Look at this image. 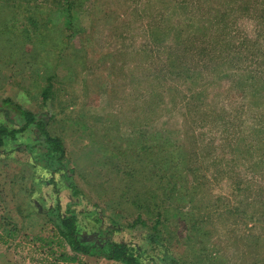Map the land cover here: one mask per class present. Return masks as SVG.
<instances>
[{"label": "rangeland", "instance_id": "obj_1", "mask_svg": "<svg viewBox=\"0 0 264 264\" xmlns=\"http://www.w3.org/2000/svg\"><path fill=\"white\" fill-rule=\"evenodd\" d=\"M45 3L40 11L51 8ZM75 9L70 32L60 10L51 21L80 56L53 68V60L36 64V46L28 42L0 52V99L38 113L62 137L64 171L81 193L72 195L61 172L55 179L62 208L71 203L79 214V237L133 245L144 264H181L193 218L207 262L264 264V0H84ZM49 77L53 89L42 100ZM0 123L13 125L6 110ZM47 151L36 129L6 137L0 147V215L23 196L19 187L30 188L26 201L42 237L50 227L45 211L54 204L45 184L54 169L44 167ZM130 166L134 172L142 166L145 179L128 177ZM170 182L187 196L175 188L170 201ZM136 192L146 197L142 202L168 208L163 245L150 240L147 213L146 224L134 223L141 212ZM176 206L191 215H179ZM19 231L18 242L27 234ZM0 263L18 261L3 249Z\"/></svg>", "mask_w": 264, "mask_h": 264}, {"label": "trees", "instance_id": "obj_2", "mask_svg": "<svg viewBox=\"0 0 264 264\" xmlns=\"http://www.w3.org/2000/svg\"><path fill=\"white\" fill-rule=\"evenodd\" d=\"M45 2H48L51 8H48L47 11H40L41 5L43 3L47 4ZM83 2L84 0H41L39 2V9L36 10V0H0V52L4 53L7 49L11 50L23 41L36 46V57L42 60L40 63L37 60L38 58H36V64L39 66L49 65L53 60V62H55L53 68H55L61 63L65 64L69 60V55H74L78 58L82 50L74 46H70L68 50V34L63 35V31L70 32L73 29L72 18L77 11L75 8L81 7ZM4 9H7L6 11H8V14L7 12L5 13ZM55 10H60L62 13V25H64V30L58 27L60 25H55L51 21ZM49 22H51L53 26H50ZM16 29L17 32L15 31ZM56 33L57 37L55 36V38L53 35ZM52 89L53 86L51 84V78L49 77L47 84L41 91L42 100H46L49 97ZM53 94L54 93L51 95ZM0 109L7 111L10 121L13 124L6 125L0 123V147L5 146L6 137L15 140L19 133L25 132V130L28 129H36V131L43 136V143L48 149L45 153L44 167H48V171L49 168L54 167V169L49 171L50 178L45 182V184L51 185L54 195V204L45 211L47 218L44 220L50 225L48 235L45 237L41 235L33 237L28 234H21L20 242L14 243V239L18 235V232H20L19 228L13 224L11 220L6 219L7 217L5 218L4 215H0V243L4 245L0 246V250H11L18 264H36V260L45 261V263L53 261L51 264H57L58 260L64 257L61 248H65L63 245L67 244L69 249L77 255L104 257L106 259L120 261L123 264H144L142 253L133 245L109 239L104 240V243H99V240L83 241L79 237V214L71 203L66 204V207L62 208L55 179L56 173L61 172L60 177H66L72 195L78 196L81 193V190L76 186L75 182H73L72 176L67 175L66 171H64L69 160L66 155V148L62 137L51 132L47 122L39 118L38 113H34L23 107L19 102L10 97L0 99ZM137 145L140 149L147 148V146L140 145L139 142ZM182 155L184 156L183 153ZM149 157L151 158L153 166L160 167L159 160L157 162L151 155ZM169 162L173 163L171 160ZM188 162L189 160L183 157L179 164L185 166ZM131 168L132 166L126 171L128 177H141V179H145L146 174H142L145 172L142 166L135 172L134 169ZM169 184L170 185L165 191L168 199H170L173 190L177 188L175 182H170ZM177 189L180 195L184 194L187 196L185 187L181 185ZM19 192L22 193L23 196L21 195L22 197L17 199L14 207L20 216L27 217L34 213V211H32V206L26 201V197L31 196L33 193L28 187L25 189L19 187ZM142 198L145 199L146 197L136 192L134 203L141 209V212L138 213L134 223L146 224L142 218V213H147L153 221L150 226L153 231L150 240L155 244L163 245L160 227L171 229V227L168 226L169 210L166 206H161L152 200L150 202H148V200L142 202ZM191 200L193 199L191 198ZM170 201L176 202L175 199H170ZM187 203H191L189 199ZM176 208L178 214L181 216L191 215L189 211H182L177 206ZM196 224L197 220L194 221L193 218H187L184 235L186 258H181V264H212L211 262H207V252L199 248L196 242L195 234H193V231L197 228ZM169 233L173 235L172 231ZM27 238L30 239L24 240ZM36 241H40L41 245L36 246ZM31 242L33 244L29 246ZM74 258L76 257L74 256Z\"/></svg>", "mask_w": 264, "mask_h": 264}, {"label": "crops", "instance_id": "obj_3", "mask_svg": "<svg viewBox=\"0 0 264 264\" xmlns=\"http://www.w3.org/2000/svg\"><path fill=\"white\" fill-rule=\"evenodd\" d=\"M6 203L9 204V202ZM3 205L4 207L6 206L5 204ZM1 215L2 216L4 215L5 218L7 217L6 219L11 220L13 224H15L19 229H23L27 234H32L33 236H36V213H32L27 217H22L16 212L15 207L12 209L9 206L7 208V211L1 212ZM1 245L2 244L0 243V246ZM61 250L64 253V257L62 261L63 264H78V262L80 264H104L102 258H96L94 256H88V255H79V254L77 255L76 253H73V251L70 250L69 247L63 249L61 248ZM74 256L76 258H74ZM39 264H51V263L39 262Z\"/></svg>", "mask_w": 264, "mask_h": 264}, {"label": "built area", "instance_id": "obj_4", "mask_svg": "<svg viewBox=\"0 0 264 264\" xmlns=\"http://www.w3.org/2000/svg\"><path fill=\"white\" fill-rule=\"evenodd\" d=\"M16 242H18V241H15V240H14V243H16Z\"/></svg>", "mask_w": 264, "mask_h": 264}]
</instances>
